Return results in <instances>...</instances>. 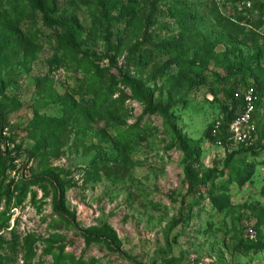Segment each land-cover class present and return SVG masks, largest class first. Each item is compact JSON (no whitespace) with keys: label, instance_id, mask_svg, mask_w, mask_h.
<instances>
[{"label":"rangeland","instance_id":"rangeland-1","mask_svg":"<svg viewBox=\"0 0 264 264\" xmlns=\"http://www.w3.org/2000/svg\"><path fill=\"white\" fill-rule=\"evenodd\" d=\"M242 71L257 130L230 156ZM0 264H264V0H0Z\"/></svg>","mask_w":264,"mask_h":264},{"label":"trees","instance_id":"trees-1","mask_svg":"<svg viewBox=\"0 0 264 264\" xmlns=\"http://www.w3.org/2000/svg\"><path fill=\"white\" fill-rule=\"evenodd\" d=\"M105 1V0H104ZM103 3V2H102ZM101 5V4H100ZM103 6L105 4H102ZM108 8V5L106 6ZM106 8V11H108L109 9ZM130 14L128 11H120L119 13V17L120 18H126L129 17ZM65 30H66V39L64 41V46L70 51V53L74 56L75 61H77L79 66H84L85 67V71L87 73H90L91 71H93V69L96 67L97 65V61L98 58L97 54L95 52L93 53H89L88 51H86L85 49L82 48V46L80 45V43L77 41L78 40V36H79V26L76 23H73L71 21H66L60 24ZM232 69H234L235 71H237L239 69V63L235 62L232 65ZM240 70V69H239ZM241 73V80L243 81L244 84V89L248 86H254L256 89V92L258 94L259 100L256 104V108L258 106V104L260 103L261 100V93L259 92V90L257 89V87L255 86V84L247 82V75L245 73V71L240 72ZM90 78L92 79V85L90 86L89 89H94L96 91V95L94 97L93 100V104L95 105H101L103 103V97L100 96V93H102L99 89L103 88V83L101 81L100 78H98L95 74H92L90 76ZM122 84L130 89L131 93H132V98L134 99H138V100H145L147 101L148 99V90H143L142 86L140 85V83L138 82V80L132 76H130V74L125 73L122 77L121 80ZM113 86L108 85L106 88H104V92H107V96L111 97L112 95V91L111 88ZM100 92V93H99ZM86 93L90 94L88 91H86ZM237 94H241V90H231L230 92L227 93V98L228 100L231 102V105L233 108H231L230 112L226 115V125L230 126V124L241 114L243 107H244V100L243 98L237 97ZM53 101H57V97L53 96ZM61 100V98H59ZM59 101V100H58ZM149 103H151L150 100H148ZM60 104H63V102H61ZM231 106H227L226 108L230 109ZM159 108V106H156L154 109ZM239 110V113L237 115L234 114V112H236V110ZM249 150V148L244 147V146H239L238 149L236 151L233 150V152L230 153V156L235 155L236 153H239L241 151H246ZM247 174H243V176L241 175L239 178V180H245L247 178ZM57 183H54V186H56V196H55V206L58 212L60 213H64L65 211V196L63 195V193L57 188ZM84 237L86 239V241L88 243H93V242H102L103 239H107V238H111L112 235L107 233V232H102L100 234L97 235H93V234H84Z\"/></svg>","mask_w":264,"mask_h":264},{"label":"built area","instance_id":"built-area-1","mask_svg":"<svg viewBox=\"0 0 264 264\" xmlns=\"http://www.w3.org/2000/svg\"><path fill=\"white\" fill-rule=\"evenodd\" d=\"M236 96L243 98L244 107L241 114L230 124V140L237 147H248L253 143L257 130L254 115L259 97L254 86L246 87L244 92Z\"/></svg>","mask_w":264,"mask_h":264}]
</instances>
